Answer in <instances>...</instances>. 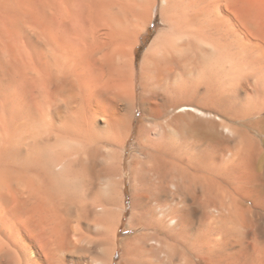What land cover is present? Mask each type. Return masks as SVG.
<instances>
[{
  "label": "bare ground",
  "instance_id": "obj_1",
  "mask_svg": "<svg viewBox=\"0 0 264 264\" xmlns=\"http://www.w3.org/2000/svg\"><path fill=\"white\" fill-rule=\"evenodd\" d=\"M0 264H264V0H0Z\"/></svg>",
  "mask_w": 264,
  "mask_h": 264
},
{
  "label": "rangeland",
  "instance_id": "obj_2",
  "mask_svg": "<svg viewBox=\"0 0 264 264\" xmlns=\"http://www.w3.org/2000/svg\"><path fill=\"white\" fill-rule=\"evenodd\" d=\"M160 20L159 19H157V20H155V22H154V24L151 26V28H150V30H149V35L147 34V35H145L143 38H145V37H148V39L146 40V42H145V44H142V47L140 48V49H138V53H139V55L142 57V55H143V53L145 52V50H146V48L148 47V45H149V40L157 33V31L159 30V28H160V25H159V22ZM156 25V26H155ZM150 36V37H149ZM142 41V43H144V41H143V39L141 40ZM138 83H139V80H138ZM135 147V145H133L132 146V148H131V150H133V148ZM128 186H129V184H128ZM129 189H130V187H129ZM130 193V190H128V194ZM129 196L130 195H128V199H127V206L128 207H130V198H129ZM127 222V221H126ZM121 233H120V235H119V237L121 238V235H123L124 233H123V231H122V229H121V231H120Z\"/></svg>",
  "mask_w": 264,
  "mask_h": 264
}]
</instances>
